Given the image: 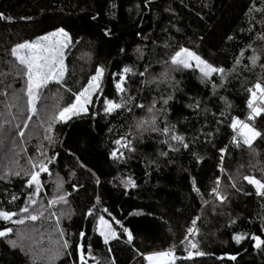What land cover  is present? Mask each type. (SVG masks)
I'll return each instance as SVG.
<instances>
[{
    "label": "trees",
    "instance_id": "trees-1",
    "mask_svg": "<svg viewBox=\"0 0 264 264\" xmlns=\"http://www.w3.org/2000/svg\"><path fill=\"white\" fill-rule=\"evenodd\" d=\"M0 13L11 18L0 19V140L6 137L14 143L10 157L0 161V175L7 168L21 172L0 179V209L16 212L13 219H19V209L34 191L26 186L24 175L30 169L28 158H37L38 148L55 156L49 164L51 175L41 174L38 203L31 206L40 210L43 205L44 215L22 225L0 219V229L13 228L8 237H0V264H79V244L85 249L91 245L88 264H147V254L170 248L176 264H264V246L256 248L251 239L252 235L264 239V197L242 179L254 175L264 180V139L258 137L251 147L242 141L236 145L230 127L233 117L246 120L249 114L247 89L258 79L264 83V0H0ZM57 27H64L73 41L65 49L66 72L62 82L50 81L41 90L38 111L28 120L26 77L11 50ZM181 46L226 71L244 52L240 65L220 86L218 74L202 83L195 67L172 70L170 57ZM254 51L260 57L255 67L248 59ZM98 66L105 70L103 93L94 95L89 113L56 122L46 133L48 117L74 100L72 93L87 84ZM125 66L135 74H128L127 92L121 94L115 83ZM212 83L218 86L215 91ZM169 95L173 99L164 105L162 98ZM105 97L123 99L126 107L106 115ZM153 116L158 129L174 125L189 147L172 141L178 148L172 151L162 131H152L148 124L137 128ZM253 123L264 132V114ZM121 137L131 141L135 151L114 143ZM116 148L124 153L123 159L110 156ZM57 176L70 195L67 204L49 208ZM127 177L135 180V188L124 186ZM217 180L218 190L227 197L224 202L212 193ZM12 195L18 198L12 201ZM89 208L92 216L86 215ZM100 215L112 221L118 233L108 244L96 231ZM124 228L132 233L131 243ZM18 233L23 234L22 241ZM234 234L246 238L237 244ZM186 236L206 255L185 259L190 248ZM9 239L24 250L13 248ZM65 239L70 247L60 250ZM57 250L60 254L51 258Z\"/></svg>",
    "mask_w": 264,
    "mask_h": 264
},
{
    "label": "snow or ice",
    "instance_id": "snow-or-ice-1",
    "mask_svg": "<svg viewBox=\"0 0 264 264\" xmlns=\"http://www.w3.org/2000/svg\"><path fill=\"white\" fill-rule=\"evenodd\" d=\"M115 7V5H113ZM253 8H250L249 11H253ZM256 11H260L259 9H255ZM0 19H11L10 17H4L3 13H0ZM107 34V33H106ZM264 39V37H261ZM232 39V37H229ZM73 43L72 37L68 31L65 30L64 27H57L54 31L47 32L44 35L37 36L32 41H24L23 43L17 44L14 48H12L11 53L16 57L19 64L22 66V75L26 77V94H27V105L29 115L27 117L28 120L32 119V115L36 114L38 111L37 102L41 100V90L45 88L50 81H56L60 83L63 81L64 74L66 72V66L64 63L65 59V49H67ZM139 51V49L137 50ZM244 50H241V54L236 58L235 64L231 70L226 71L222 67H216L213 64L209 63L207 60L203 59L201 56L197 55L196 52L187 48V47H179L177 51L170 57V65L173 71L182 70V69H190L195 67L200 73L201 82H211V78L213 74H218L221 77V85L227 79L228 75L231 72H235L236 66L240 65L241 57L243 56ZM251 65L255 67L257 65L260 57L255 53L252 56L248 57ZM264 68V65H261ZM104 68L102 66H98L94 75H92L87 84L84 85L78 92L72 93L74 96V100L67 104L64 107H61L57 112L48 117L49 123L46 128V133L52 131V126L56 122L67 123L71 121L74 117H81L82 115H87L89 113V105L93 104L94 95L103 93L102 81L104 75ZM133 73V70L129 66H125L121 73L119 74L118 80L115 83V89L118 93L124 94L127 92V88L125 87V81L128 78V74ZM114 76L116 74H113ZM140 75H143L141 73ZM165 78H167V73L163 74ZM178 83V82H177ZM218 86L215 83H212V88L215 89ZM69 91H71L69 89ZM249 93V97L247 99V108L249 109V114L246 120H241L238 117H233L231 120L230 127L232 128L235 135L232 138V142L236 145H239L242 141L244 145L251 147L253 142L258 138L264 139V132H261L256 127H254V121L257 117L264 114V83H261L258 79L257 82L253 84L252 87L247 89ZM173 97L169 95L167 98H162V102L164 105H167ZM221 99H225L221 97ZM155 103V102H154ZM103 111L106 115L116 112L117 110H121L126 107V102L121 99L120 102L116 100L104 98L102 101ZM11 107V105H9ZM138 107H143L139 105ZM154 107V104H153ZM153 107H149L148 111L151 113L153 111ZM189 107H193V105H189ZM196 108H199V102L195 105ZM226 107H231V105L226 101ZM164 111V109H161ZM95 115V114H94ZM223 115V113H222ZM7 123V121H6ZM151 125L152 131H162L164 135L168 137L164 141V143L168 144L169 148L172 151H178V148L172 145V141L177 142L180 146L187 149L189 144L185 141V137L183 135H179L175 132V126L169 128L167 125L163 129H158L156 127V117L153 116L150 121H140L137 124L138 129H144L145 125ZM20 128V125L16 126ZM27 121L24 122L23 128H27ZM25 135L23 129L19 131V136L23 138ZM45 140L49 143L53 142V138L51 135H45ZM3 141L0 140V144ZM117 145H120L123 148H127L130 152L135 151L134 148L131 147V141H126L125 137H121L120 139L114 142ZM225 150L220 149V152L223 153ZM39 153L38 157L33 159L32 157L28 158L30 169L24 172V175L27 177L26 186L29 188H34V191L30 192L28 195V200L25 203L24 207L19 209V212L22 214L19 219H13V217L17 216L16 212L8 211L4 209H0V219L4 221H11L12 224L22 225L25 221H37L44 215V206L41 205L40 210H31V206L36 205L38 203L37 197L40 195L42 190V181L41 174L46 173L51 175L49 170V164H51L55 156L48 157L46 155V150H41V148L37 149ZM161 156H167L166 152H161ZM193 155H196L195 153ZM110 156L113 160H121L124 158V153L120 151L119 148L113 149L110 153ZM223 157H221L222 159ZM197 159H202V157H197ZM83 167V165H81ZM11 176H21L20 171H16L12 168H7L3 175H0V179H7ZM243 180L247 181L248 184L253 185L255 187L256 194L258 196L264 197V180L257 179L254 175H246L243 176ZM97 184L100 183L99 179L96 180ZM56 194L52 196L50 200L47 201V205L49 208L58 204H67V197L70 193L63 190L64 181L62 178L57 176L56 179ZM122 183L126 188H135L136 182L131 177L125 178ZM217 187L212 189V193L215 195L216 199L221 202H224L227 197L223 195L218 190L219 180H217ZM235 183H233L232 187H235ZM75 189V185H73ZM193 190L199 191L198 188L195 187V182H193ZM18 197L12 195V201H15ZM97 202L99 203V196L96 197ZM95 206H93L94 208ZM93 208H89L86 213L87 216L93 215ZM103 211L107 212V209H103ZM51 215H55V213H51ZM57 223V231L61 237L64 236V230L59 228L60 217H56ZM116 224H120V221H115ZM195 224V220H193V225ZM121 227H123L121 225ZM96 231L99 232V235L103 237V242L108 244L110 240H115L118 238V233L110 220L105 219L103 215H100L97 218ZM123 231L127 233L128 242L131 243L133 236L129 229L124 228ZM13 232V228L5 227L0 229V237H8L10 233ZM189 233L193 232L192 228L188 229ZM18 236L22 241L24 239L23 234H19ZM79 236L83 239L85 237V233L81 231ZM245 235L243 234H234L233 239L237 244H239L243 239H245ZM251 239L255 241V247L261 248L264 246V239H262L258 235H252ZM185 240L188 241L190 245L189 249H186L187 256L185 259H192L197 256L206 255L204 252L198 250V245L188 240V237H185ZM8 243L13 247H20L23 251V245L19 244L17 240L9 239ZM183 243V242H182ZM70 247L68 240H63L61 249L66 250ZM192 249H196L193 251ZM60 250L51 257L55 258L60 254ZM77 250L79 253L78 261L79 264H88V259L92 256L91 245L85 246L83 244H79L77 246ZM110 250V249H109ZM31 252V249H28ZM70 255V253H67ZM145 259L148 261V264H176V254L174 249L170 248L165 251L152 252L148 254ZM230 259L235 260L236 256H231ZM75 264V262H74Z\"/></svg>",
    "mask_w": 264,
    "mask_h": 264
},
{
    "label": "rangeland",
    "instance_id": "rangeland-1",
    "mask_svg": "<svg viewBox=\"0 0 264 264\" xmlns=\"http://www.w3.org/2000/svg\"><path fill=\"white\" fill-rule=\"evenodd\" d=\"M195 52V51H194ZM197 55H199L198 53H197ZM200 56V55H199ZM209 62V61H208ZM211 63V62H210ZM214 66H216L215 64H213ZM19 108H20V104H19ZM25 133V132H24ZM26 134H28L27 135V137L28 136H30L31 135V131H30V133L28 132V133H26ZM25 136V135H24ZM8 139L5 137L2 141H3V146H1V149H0V161L2 160V161H4V160H6L8 157H10V155H11V151L12 150H10V149H13L14 148V143H13V141L10 143V141L8 140ZM111 222V224H112V221H110ZM112 227H114L113 225H112ZM103 238V237H102ZM157 252H159V251H157ZM150 254V253H149ZM148 255V254H147ZM146 255V256H147ZM147 262V264H148V261H146Z\"/></svg>",
    "mask_w": 264,
    "mask_h": 264
},
{
    "label": "water",
    "instance_id": "water-1",
    "mask_svg": "<svg viewBox=\"0 0 264 264\" xmlns=\"http://www.w3.org/2000/svg\"><path fill=\"white\" fill-rule=\"evenodd\" d=\"M127 229H129V228H127ZM126 235H127V233H126Z\"/></svg>",
    "mask_w": 264,
    "mask_h": 264
}]
</instances>
